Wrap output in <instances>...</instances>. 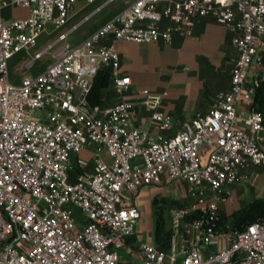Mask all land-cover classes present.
<instances>
[{
	"label": "built area",
	"instance_id": "1",
	"mask_svg": "<svg viewBox=\"0 0 264 264\" xmlns=\"http://www.w3.org/2000/svg\"><path fill=\"white\" fill-rule=\"evenodd\" d=\"M77 1L0 0V264H264V221L236 232L217 227L227 189L264 165V114L251 108L261 84L264 94V0H133L70 44L114 0L63 30ZM10 7L27 15L4 22ZM204 18L232 33L236 54L228 88L210 97L207 114L166 137L172 120L158 110L161 96L147 90L140 104L151 112L148 131L136 125L132 103L89 104L99 71L109 90L129 89L117 42L171 45ZM49 26L55 37L37 48ZM22 54L14 83L9 63ZM87 148L91 163L79 157ZM144 187H162L182 204L168 249L136 233L142 212L130 203ZM193 213L200 217L187 220Z\"/></svg>",
	"mask_w": 264,
	"mask_h": 264
},
{
	"label": "crops",
	"instance_id": "2",
	"mask_svg": "<svg viewBox=\"0 0 264 264\" xmlns=\"http://www.w3.org/2000/svg\"><path fill=\"white\" fill-rule=\"evenodd\" d=\"M76 3H83L84 7L93 6V10L101 5L100 0L91 5H86L82 0ZM2 15L4 22H8L17 17H25L27 11L10 7L4 9ZM231 38L230 31L211 18H204L196 23L191 37L175 35L171 45L119 41L115 44V49L120 59V74L129 77L131 84L128 91L121 95L109 89L104 91L102 100L106 105L119 101L136 105L138 113L135 123L148 131L152 129L151 112L140 104V92L147 90L151 95L161 96L158 110L172 120L171 129L163 135L172 136L179 130L182 122L207 114L210 97L228 88L230 71L236 59ZM253 73L254 69L251 68L245 81L246 86H250ZM259 144L264 151V133L260 136ZM91 152L92 148L84 149L79 157L91 163ZM101 156L108 160L105 153ZM148 189L150 187L142 188L130 203L142 212V220L136 233L143 239L144 206L150 199L147 198ZM227 190L230 200L218 207V214L222 218L245 208L255 200L264 199V165L248 168L246 180ZM167 194L171 197L168 192ZM129 246L135 248L136 245L130 242Z\"/></svg>",
	"mask_w": 264,
	"mask_h": 264
},
{
	"label": "rangeland",
	"instance_id": "3",
	"mask_svg": "<svg viewBox=\"0 0 264 264\" xmlns=\"http://www.w3.org/2000/svg\"><path fill=\"white\" fill-rule=\"evenodd\" d=\"M106 0H100L99 4H104ZM133 0H114L109 5L105 6L103 10L92 17L87 22L80 25L70 36L68 39V43L70 44H77L81 40H83L90 32L95 30L100 24H102L106 19L111 18L115 13L119 12L123 8H125L128 4H130ZM83 4V3H82ZM82 4L75 3L73 8L70 12V19L68 21L67 26L63 28H71L72 26L76 25L81 19L91 13L93 11V6H82ZM100 5V6H101ZM99 6V7H100ZM97 8V7H96ZM57 32H53L51 26L47 28L46 34H43L39 38V45L37 48L44 45L49 40L53 39L55 37ZM24 55H18L15 58H13L10 63V74H11V81H17L20 80L22 76V70H20L19 65L21 64V60ZM44 61L38 62L39 64H42ZM252 189V188H250ZM147 191V198L150 197V199L147 201V204L144 206V220L142 222L143 224V232L144 235V241H151L153 240V232L155 223L158 218H161L164 223V229L166 232L171 233V238L174 236L175 228H174V221L176 217V213L178 210L182 207L181 203L178 200H175L174 198H171L168 194L166 189L162 187L157 188H150ZM245 193H247V190L245 189ZM185 227L184 225L179 222L178 226V233L176 234V242L180 244L182 241L181 239V233L184 234ZM224 232V230H221ZM125 250H120L119 255L121 258H124L126 255Z\"/></svg>",
	"mask_w": 264,
	"mask_h": 264
},
{
	"label": "trees",
	"instance_id": "4",
	"mask_svg": "<svg viewBox=\"0 0 264 264\" xmlns=\"http://www.w3.org/2000/svg\"><path fill=\"white\" fill-rule=\"evenodd\" d=\"M109 87L108 74L99 71L91 80L87 100L91 106H104L106 103L102 100V93ZM251 108L264 114V94L263 84L255 89ZM182 206V205H181ZM200 216L198 213L191 214L187 220H195ZM259 221H264V199L255 200L245 206V208L235 211L230 216L222 218L217 223L219 230L224 231H241L248 225ZM171 233L166 232L164 223L158 218L153 232L154 243L162 248L168 249L170 246Z\"/></svg>",
	"mask_w": 264,
	"mask_h": 264
}]
</instances>
